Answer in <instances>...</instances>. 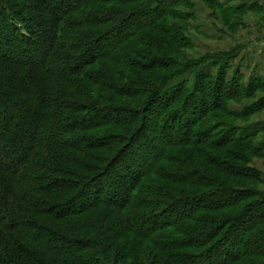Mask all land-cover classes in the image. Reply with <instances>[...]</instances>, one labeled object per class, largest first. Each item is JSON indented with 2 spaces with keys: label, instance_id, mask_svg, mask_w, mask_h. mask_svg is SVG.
Segmentation results:
<instances>
[{
  "label": "trees",
  "instance_id": "1",
  "mask_svg": "<svg viewBox=\"0 0 264 264\" xmlns=\"http://www.w3.org/2000/svg\"><path fill=\"white\" fill-rule=\"evenodd\" d=\"M192 8L0 0V264H264V79L192 60Z\"/></svg>",
  "mask_w": 264,
  "mask_h": 264
},
{
  "label": "rangeland",
  "instance_id": "2",
  "mask_svg": "<svg viewBox=\"0 0 264 264\" xmlns=\"http://www.w3.org/2000/svg\"><path fill=\"white\" fill-rule=\"evenodd\" d=\"M227 5L237 6L244 0H220ZM264 8V0H252ZM193 8L185 10L192 16L189 20V38L192 48L187 50V55L192 60H198L203 56H213L217 53L230 52L238 48L237 57L229 66L228 78L234 70H238L242 76V82L247 84L251 77L264 79V15L251 12L243 17V24L236 30H228L222 21V13L210 7L201 0H192ZM213 71V69H211ZM193 75L183 78L192 79ZM264 95V91L259 96ZM242 106H231L232 110H241ZM250 121H255L264 127V110L254 114ZM264 138V133L262 134ZM254 167L262 172L264 182V165L260 160H254Z\"/></svg>",
  "mask_w": 264,
  "mask_h": 264
}]
</instances>
